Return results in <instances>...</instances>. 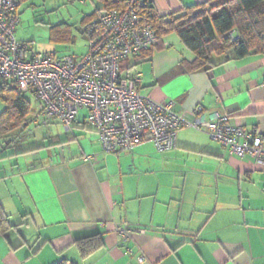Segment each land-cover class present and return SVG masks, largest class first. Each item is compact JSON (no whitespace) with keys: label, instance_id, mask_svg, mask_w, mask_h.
I'll return each mask as SVG.
<instances>
[{"label":"crops","instance_id":"1","mask_svg":"<svg viewBox=\"0 0 264 264\" xmlns=\"http://www.w3.org/2000/svg\"><path fill=\"white\" fill-rule=\"evenodd\" d=\"M149 1L168 17L212 0ZM192 59L172 34L121 72L139 74L140 95L173 102L186 120L201 108L206 120L228 115L230 125L264 139V56L212 57L199 70L189 69ZM85 115L68 131L47 122L61 132L0 162V218L10 226L0 234V264H264V169L252 158L231 156L191 129L170 152L144 144L105 154ZM116 227L132 232L124 246ZM90 236L96 248L83 255L79 240Z\"/></svg>","mask_w":264,"mask_h":264},{"label":"built area","instance_id":"2","mask_svg":"<svg viewBox=\"0 0 264 264\" xmlns=\"http://www.w3.org/2000/svg\"><path fill=\"white\" fill-rule=\"evenodd\" d=\"M118 1L122 9L103 12L84 28L88 52L73 57L34 53L18 43L14 34L20 0H0V90L16 87L31 95L40 106L36 120L57 121L67 131L84 111L85 123L105 154H132L144 144L159 154L170 152L177 148L178 134L191 129L206 134L231 156L252 158L264 169V139L230 125L228 115L206 120L197 108V116L189 121L172 111L173 102L157 103L138 93L140 75H123L121 64L154 48L157 36L150 21L138 14L139 0ZM228 38L234 41L237 35L230 32ZM115 233L122 246L131 240V230L116 227ZM126 253L132 251L126 248Z\"/></svg>","mask_w":264,"mask_h":264},{"label":"trees","instance_id":"3","mask_svg":"<svg viewBox=\"0 0 264 264\" xmlns=\"http://www.w3.org/2000/svg\"><path fill=\"white\" fill-rule=\"evenodd\" d=\"M102 2L103 8L83 23L81 31L84 36V28L96 21L101 13L124 7L122 1ZM137 7L138 14L150 21L157 43L174 34L181 45L192 53L193 59L188 64L191 70L212 65V57H222L226 61L230 58L240 60L251 55L264 56V0H212L184 7L168 17H158L149 0H139ZM230 32L236 33V40L228 38ZM0 99L5 104L0 113V140L6 145V150L14 149L19 138H12L11 132L21 127L24 129L30 122L31 115L36 116L40 112L32 111L31 104L16 87L1 89ZM0 216H3L1 210ZM9 229L7 218H0V234ZM95 238L90 236L79 240L81 254H90L96 248L93 242Z\"/></svg>","mask_w":264,"mask_h":264},{"label":"rangeland","instance_id":"4","mask_svg":"<svg viewBox=\"0 0 264 264\" xmlns=\"http://www.w3.org/2000/svg\"><path fill=\"white\" fill-rule=\"evenodd\" d=\"M103 8L102 0H86L85 4L71 2V0H20L18 7L19 24L15 30V39L24 44L34 53H56L57 56H83L88 52L89 41L82 34V26L97 10ZM34 113L39 112V104L31 95H25ZM5 107L0 99V113ZM23 127L11 132L12 138L17 137L16 148L6 150V145L0 140V162L8 161V155L15 151L35 149L41 145L42 139L49 134L61 132L60 128L48 127L41 118H34ZM50 122V121H49ZM46 139V138H45ZM47 141V140H46ZM24 153V152H22ZM3 156V157H2ZM12 162L8 161V164Z\"/></svg>","mask_w":264,"mask_h":264}]
</instances>
